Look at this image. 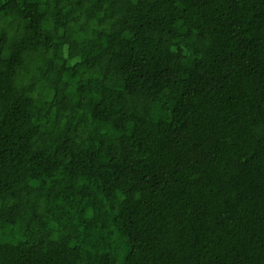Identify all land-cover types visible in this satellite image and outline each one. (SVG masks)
<instances>
[{"label":"trees","instance_id":"16d2710c","mask_svg":"<svg viewBox=\"0 0 264 264\" xmlns=\"http://www.w3.org/2000/svg\"><path fill=\"white\" fill-rule=\"evenodd\" d=\"M0 264H264V0H0Z\"/></svg>","mask_w":264,"mask_h":264}]
</instances>
